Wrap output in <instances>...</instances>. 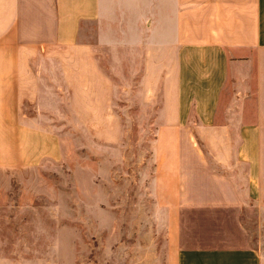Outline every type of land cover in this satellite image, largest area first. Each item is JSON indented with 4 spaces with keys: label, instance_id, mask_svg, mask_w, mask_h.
Segmentation results:
<instances>
[{
    "label": "crops",
    "instance_id": "0c3cea01",
    "mask_svg": "<svg viewBox=\"0 0 264 264\" xmlns=\"http://www.w3.org/2000/svg\"><path fill=\"white\" fill-rule=\"evenodd\" d=\"M92 46L132 52L147 99L151 86L160 96L152 199L164 264H259L242 216L264 208V0H0L1 170L60 155L56 133L21 110L25 53L58 48L72 61L81 51L88 62ZM226 88L229 117L218 121ZM232 127L236 147L212 153L214 165L200 143L224 142ZM232 163L243 186L217 168Z\"/></svg>",
    "mask_w": 264,
    "mask_h": 264
},
{
    "label": "rangeland",
    "instance_id": "374dc122",
    "mask_svg": "<svg viewBox=\"0 0 264 264\" xmlns=\"http://www.w3.org/2000/svg\"><path fill=\"white\" fill-rule=\"evenodd\" d=\"M66 53H25L21 110L56 133L60 155L0 169V264H164V213L152 199L157 87L148 100L126 48L89 47L88 62H79L81 51H71L72 61ZM226 90L218 121L229 117ZM244 106L251 116L252 100ZM235 136L232 127L219 134L224 142L200 144L216 165L212 153L233 151ZM232 164L217 168L243 186L244 169ZM242 219L264 264V208L245 205Z\"/></svg>",
    "mask_w": 264,
    "mask_h": 264
}]
</instances>
